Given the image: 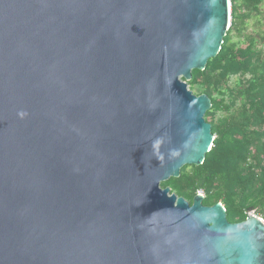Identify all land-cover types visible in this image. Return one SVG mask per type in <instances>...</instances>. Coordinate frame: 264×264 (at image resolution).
Listing matches in <instances>:
<instances>
[{"label": "water", "instance_id": "1", "mask_svg": "<svg viewBox=\"0 0 264 264\" xmlns=\"http://www.w3.org/2000/svg\"><path fill=\"white\" fill-rule=\"evenodd\" d=\"M229 26L230 0H0V264H264L258 218L160 187L212 147L186 82Z\"/></svg>", "mask_w": 264, "mask_h": 264}, {"label": "trees", "instance_id": "2", "mask_svg": "<svg viewBox=\"0 0 264 264\" xmlns=\"http://www.w3.org/2000/svg\"><path fill=\"white\" fill-rule=\"evenodd\" d=\"M263 1L240 0L239 8L230 0V26L219 53L186 82L210 99L204 119L212 147L201 165H185L178 178L160 183L189 205L201 191L202 205L221 203L230 223L244 221L251 211L264 215V51L247 30Z\"/></svg>", "mask_w": 264, "mask_h": 264}, {"label": "rangeland", "instance_id": "3", "mask_svg": "<svg viewBox=\"0 0 264 264\" xmlns=\"http://www.w3.org/2000/svg\"><path fill=\"white\" fill-rule=\"evenodd\" d=\"M237 7L240 8V0H236ZM230 9H231V3H230ZM247 30L250 34H252L257 41H259V46L262 47L264 51V43H261V39L264 38V1L261 5L258 7V13L256 15H253L252 18L249 20L247 24ZM238 38H234V42H238ZM181 80V79H180ZM182 81V80H181ZM187 89L191 91L194 95L198 96L200 94V91L198 88H194L193 90H190L188 87ZM256 214H259L255 212Z\"/></svg>", "mask_w": 264, "mask_h": 264}, {"label": "built area", "instance_id": "4", "mask_svg": "<svg viewBox=\"0 0 264 264\" xmlns=\"http://www.w3.org/2000/svg\"><path fill=\"white\" fill-rule=\"evenodd\" d=\"M197 194H200V195L204 196L201 191H198ZM248 214L255 216L256 218H258L260 221H262L264 223V215L256 214L254 211H251Z\"/></svg>", "mask_w": 264, "mask_h": 264}]
</instances>
